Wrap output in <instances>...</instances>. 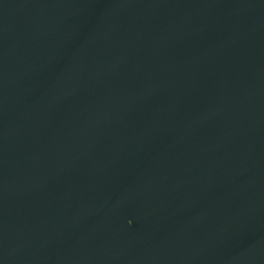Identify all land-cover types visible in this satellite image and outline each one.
Instances as JSON below:
<instances>
[{
	"label": "water",
	"instance_id": "1",
	"mask_svg": "<svg viewBox=\"0 0 264 264\" xmlns=\"http://www.w3.org/2000/svg\"><path fill=\"white\" fill-rule=\"evenodd\" d=\"M0 264H264V0H0Z\"/></svg>",
	"mask_w": 264,
	"mask_h": 264
}]
</instances>
